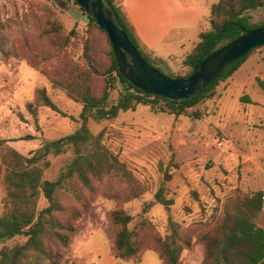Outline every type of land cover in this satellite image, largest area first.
<instances>
[{
  "label": "rangeland",
  "instance_id": "374dc122",
  "mask_svg": "<svg viewBox=\"0 0 264 264\" xmlns=\"http://www.w3.org/2000/svg\"><path fill=\"white\" fill-rule=\"evenodd\" d=\"M175 1L197 7L202 15L200 27L191 33L186 44L189 51L198 40V32L210 28L211 6L218 0ZM249 13L253 22L264 20V7ZM52 19L63 25L66 34L75 30L67 44L58 35H47ZM88 38L94 42L98 59L105 63L106 37L88 26L84 11L74 0H0V138L7 140L0 147V161L7 146L29 156L44 139L60 138L80 126L82 104L63 90L52 88L49 77L59 58L82 63L83 44ZM146 52L152 65L166 75L174 78L186 74L187 68L181 62L157 63L153 54ZM257 76L264 78V46L256 49L232 76L221 81L212 97L178 117L154 112L149 105L140 104L136 110L121 111L114 119H90L92 132L104 130L106 145L148 187L143 196L121 204L122 207L137 216L146 202L155 201L161 186L174 203L169 209L160 203L152 206L147 213L151 225L141 233L140 252L121 261L114 256L116 227L108 215L117 204L106 196L123 184L104 180L96 193L89 195L91 205L78 223L66 252V264H95V260L79 256V249L86 242L87 246L97 244L100 249H110L119 263L141 264L146 254L147 260L149 256L158 258L154 237L165 236L170 217L180 224L184 238L180 264H203L205 245L200 236L221 216L231 193L264 187V91L256 85ZM43 86L67 116L41 106L35 122L27 104L34 101L37 90ZM242 96L250 99L243 100ZM113 97H117L116 91ZM29 135L35 137L28 138ZM71 156L50 154L51 165L45 178L54 180ZM4 192L2 176L0 212ZM62 200L77 205L68 196ZM40 205H46L45 200ZM258 224L264 227V212ZM24 240L18 236L0 242V249L4 244ZM159 258L161 264H166ZM147 260L144 264H149Z\"/></svg>",
  "mask_w": 264,
  "mask_h": 264
},
{
  "label": "trees",
  "instance_id": "16d2710c",
  "mask_svg": "<svg viewBox=\"0 0 264 264\" xmlns=\"http://www.w3.org/2000/svg\"><path fill=\"white\" fill-rule=\"evenodd\" d=\"M121 3L122 0H104L117 24L127 32L145 60L152 65V59L141 44ZM263 7L264 0H218L213 3L210 28L199 33L198 42L183 60L186 74L174 75V78L189 77L195 65L206 56L247 31L264 26V20L253 22L249 13ZM80 8L88 19V26L105 35L107 61L103 63L98 59L94 42L89 38L83 44L82 63L59 58L49 77L51 86L63 90L68 97L82 104L78 117L80 126L73 133L60 138L44 139L42 145L29 156L10 146L2 154L0 179L3 176L5 192L2 196L3 210L0 212V242L18 236L25 240L12 245L4 244L0 249V264H66V252L78 223L89 211V195L96 193L98 184L106 179L123 184L122 188H116L106 196L117 204L108 213L111 223L116 227L114 256L121 261L135 257L141 250V233L151 225L147 213L155 203L169 209L174 200L166 197L165 188L161 186L155 193V201L146 202L137 216L130 209L122 207L121 204L143 196L148 187L139 182L119 156L106 145L104 130L92 132L90 119L97 122L114 119L121 111L136 110L140 104L149 105L154 112H168L178 117L205 98L212 97L221 81L232 76L256 49L264 46L252 49L201 94L186 99H170L146 93L125 78L119 70L108 34L91 14ZM53 34L67 44L75 30L66 34L63 25L52 19L47 35ZM155 61L165 63L161 58ZM255 82L264 91V78L257 76ZM115 91L116 98L113 97ZM242 99L250 98L242 96ZM41 106L67 116L44 86L37 90L34 101L27 104L36 123ZM6 141L0 138V147ZM67 153L72 156L58 176L54 180L45 178V172L51 165L48 156ZM63 196H68L77 205L65 204ZM42 199L46 202L44 206L40 205ZM263 212L262 188L251 192L233 191L224 204L221 216L200 236L205 245L203 264H264V227L258 224ZM154 240L158 247L156 252L166 264L181 263L184 238L177 221L170 217L165 236L157 235Z\"/></svg>",
  "mask_w": 264,
  "mask_h": 264
},
{
  "label": "water",
  "instance_id": "95a60500",
  "mask_svg": "<svg viewBox=\"0 0 264 264\" xmlns=\"http://www.w3.org/2000/svg\"><path fill=\"white\" fill-rule=\"evenodd\" d=\"M106 31L120 72L137 88L170 99L201 94L252 49L264 45V26L247 31L199 61L187 78H173L149 64L114 19L104 0H76Z\"/></svg>",
  "mask_w": 264,
  "mask_h": 264
},
{
  "label": "crops",
  "instance_id": "0c3cea01",
  "mask_svg": "<svg viewBox=\"0 0 264 264\" xmlns=\"http://www.w3.org/2000/svg\"><path fill=\"white\" fill-rule=\"evenodd\" d=\"M121 5L141 44L155 58L182 63L199 40L201 31L198 32V40L188 51L186 44L189 36L197 32L202 21V15L195 6H183L175 0H122ZM87 243L79 249V256L95 260V264H134L119 263L111 255L110 249H100L97 244L87 246ZM146 255L141 264L146 262ZM157 257L149 256L147 261L149 264H161Z\"/></svg>",
  "mask_w": 264,
  "mask_h": 264
},
{
  "label": "built area",
  "instance_id": "2783aa9c",
  "mask_svg": "<svg viewBox=\"0 0 264 264\" xmlns=\"http://www.w3.org/2000/svg\"><path fill=\"white\" fill-rule=\"evenodd\" d=\"M219 144H222V142H220ZM262 199H263V203H264V187L262 188Z\"/></svg>",
  "mask_w": 264,
  "mask_h": 264
}]
</instances>
